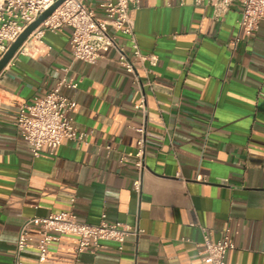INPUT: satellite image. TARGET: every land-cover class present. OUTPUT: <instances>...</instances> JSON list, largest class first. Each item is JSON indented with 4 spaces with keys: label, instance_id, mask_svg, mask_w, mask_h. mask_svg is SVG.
Returning <instances> with one entry per match:
<instances>
[{
    "label": "crops",
    "instance_id": "obj_1",
    "mask_svg": "<svg viewBox=\"0 0 264 264\" xmlns=\"http://www.w3.org/2000/svg\"><path fill=\"white\" fill-rule=\"evenodd\" d=\"M131 15L142 51L159 57L151 85L138 68L143 91L115 50L97 64L75 59L70 28L47 32L37 56H14L0 73V264L13 263L28 218L69 210L93 224L106 213L137 233L124 250L105 242L81 253L78 236L65 234L47 264H207L202 227L214 239L229 229L226 264H264V20L244 37L239 3L216 18L192 0H143ZM64 79L77 84L62 93L76 101L86 141L36 157L15 125L19 106ZM144 95L146 111L137 107ZM142 126L141 176L129 154ZM38 235L25 264H38Z\"/></svg>",
    "mask_w": 264,
    "mask_h": 264
},
{
    "label": "built area",
    "instance_id": "obj_2",
    "mask_svg": "<svg viewBox=\"0 0 264 264\" xmlns=\"http://www.w3.org/2000/svg\"><path fill=\"white\" fill-rule=\"evenodd\" d=\"M58 0H0V58L19 38L25 29ZM195 5L208 4L213 8L216 18L224 16L235 3L242 6L241 27L244 37L253 36L264 20V0H192ZM143 0H65L47 19H45L20 46L15 56L22 54L35 57L40 52V44L47 32L59 33L64 28L72 31L71 48L75 59L97 64L110 50L118 54V64L135 77L141 90L144 83L138 75L142 67L151 85L152 67L159 62L156 54L142 51L136 32L135 20L131 12L141 7ZM171 6L176 0H163ZM240 41L237 38L235 45ZM77 87V84L64 79L61 84L32 102L19 106L15 125L23 140L31 147L36 157L44 148L54 152L65 140L79 143L86 141V134L74 124L72 112L77 103L62 93V86ZM146 111V97L137 105ZM141 134L137 150L129 154L135 159L140 175L143 174L146 152V128L139 127ZM111 149V146H107ZM142 176V175H141ZM135 180V190L142 191V177ZM203 180V176L197 177ZM39 230L37 247L38 264H47L51 255V244L65 234H75L79 239L77 251L96 252L105 242H115L124 250L127 236L136 234L129 226L111 223L107 214L99 223L93 224L79 219L74 210L50 213L46 216H33L22 225L12 264H25L23 254L33 240L32 230ZM203 242L200 255L207 264H226V256L235 244L229 229L218 239L213 232L202 227Z\"/></svg>",
    "mask_w": 264,
    "mask_h": 264
},
{
    "label": "water",
    "instance_id": "obj_3",
    "mask_svg": "<svg viewBox=\"0 0 264 264\" xmlns=\"http://www.w3.org/2000/svg\"><path fill=\"white\" fill-rule=\"evenodd\" d=\"M65 0H58L54 5H52L48 10L43 12L40 17L30 24L25 31L19 36V38L9 47V49L0 58V73L7 66V64L16 55L20 46L28 39V37L33 33V31L45 20L47 19Z\"/></svg>",
    "mask_w": 264,
    "mask_h": 264
}]
</instances>
